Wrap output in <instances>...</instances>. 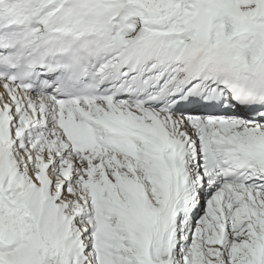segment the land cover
Returning a JSON list of instances; mask_svg holds the SVG:
<instances>
[{"label": "snow or ice", "instance_id": "snow-or-ice-1", "mask_svg": "<svg viewBox=\"0 0 264 264\" xmlns=\"http://www.w3.org/2000/svg\"><path fill=\"white\" fill-rule=\"evenodd\" d=\"M0 264H264V0H0Z\"/></svg>", "mask_w": 264, "mask_h": 264}]
</instances>
